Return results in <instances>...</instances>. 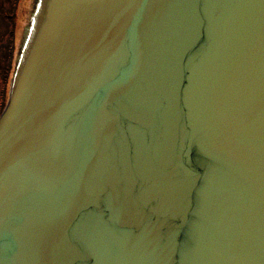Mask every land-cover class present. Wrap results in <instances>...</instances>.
I'll list each match as a JSON object with an SVG mask.
<instances>
[{"label": "water", "instance_id": "water-1", "mask_svg": "<svg viewBox=\"0 0 264 264\" xmlns=\"http://www.w3.org/2000/svg\"><path fill=\"white\" fill-rule=\"evenodd\" d=\"M0 264H264V0H37Z\"/></svg>", "mask_w": 264, "mask_h": 264}, {"label": "rangeland", "instance_id": "rangeland-1", "mask_svg": "<svg viewBox=\"0 0 264 264\" xmlns=\"http://www.w3.org/2000/svg\"><path fill=\"white\" fill-rule=\"evenodd\" d=\"M15 2V1H14ZM13 2V4H14ZM5 3V0H0V116L3 113L6 104L3 105V96L6 92V97L8 99L10 87L9 89H5L7 86H5V82L2 79L3 78V72L5 70V65L9 62L7 58L6 61L4 59V55L10 56L9 51L6 49V44L13 45L15 43V46L17 48V55L15 57V64L16 66V60L18 57V53L20 51V46L22 44V39L24 35V31L27 26H29L32 14L35 10L36 6V0H21L18 10L13 7L12 1H10L11 5H8V3ZM17 11V12H14ZM16 13L15 18L12 17L13 14ZM14 33V34H13ZM11 34H13L14 38H11ZM11 35V36H10ZM13 41V42H12ZM4 45H1V44ZM7 50V51H6ZM11 57V56H10ZM7 69V68H6ZM15 70V67H14ZM11 84V81H10Z\"/></svg>", "mask_w": 264, "mask_h": 264}, {"label": "trees", "instance_id": "trees-1", "mask_svg": "<svg viewBox=\"0 0 264 264\" xmlns=\"http://www.w3.org/2000/svg\"><path fill=\"white\" fill-rule=\"evenodd\" d=\"M10 1H12V3L11 4H13V2H14V4H13V7L14 8H16L17 10H18V7H19V4H20V1L21 0H5V3H4V5L6 4V3H8V5H11L10 4ZM36 3H37V0H36ZM14 12H17V11H14ZM15 16H16V13H14L13 14V16L12 17H14L15 18ZM14 34V33H13ZM13 34H11L10 36H11V38H14L13 37ZM13 42V41H12ZM1 45H4L3 43L1 44ZM6 49L9 51V54H10V56H8L7 57V55H4L3 57H4V59L5 58H7L8 59V63H7V65H5V70H4V72H3V80H4V82H5V86H7L5 89L7 90V89H9L8 87H10V81H11V79H12V76H13V72H14V64H15V57H16V55H17V48H16V46H15V43L13 44V45H8V43L6 44ZM6 50V51H7ZM0 51H1V48H0ZM5 61H6V59H5ZM7 62V61H6ZM7 68V69H6ZM6 92L4 93V96H3V100H2V102H3V105H5L6 104V102H7V97H6Z\"/></svg>", "mask_w": 264, "mask_h": 264}]
</instances>
